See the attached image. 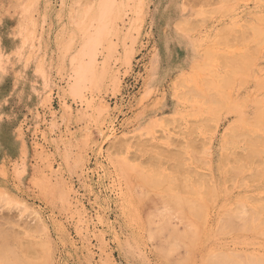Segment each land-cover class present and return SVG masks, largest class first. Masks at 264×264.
I'll use <instances>...</instances> for the list:
<instances>
[{
	"label": "rangeland",
	"instance_id": "1",
	"mask_svg": "<svg viewBox=\"0 0 264 264\" xmlns=\"http://www.w3.org/2000/svg\"><path fill=\"white\" fill-rule=\"evenodd\" d=\"M2 4L50 90L0 168V264H264V0Z\"/></svg>",
	"mask_w": 264,
	"mask_h": 264
},
{
	"label": "crops",
	"instance_id": "2",
	"mask_svg": "<svg viewBox=\"0 0 264 264\" xmlns=\"http://www.w3.org/2000/svg\"><path fill=\"white\" fill-rule=\"evenodd\" d=\"M2 2L0 0V10ZM2 15L0 13V17ZM6 22L10 35L0 37V168L10 161H18L23 151L26 152L21 129L26 134L35 125L36 114L50 90L45 87L49 80L45 67L41 69L39 60L32 57L36 47L31 48L30 42L19 35V17L12 14ZM172 28L175 29V26ZM188 46L185 45L186 48ZM196 60V56L189 54L182 66L169 69L152 89L163 88L176 73L191 68ZM37 70L45 72L43 78Z\"/></svg>",
	"mask_w": 264,
	"mask_h": 264
},
{
	"label": "built area",
	"instance_id": "3",
	"mask_svg": "<svg viewBox=\"0 0 264 264\" xmlns=\"http://www.w3.org/2000/svg\"><path fill=\"white\" fill-rule=\"evenodd\" d=\"M144 68L145 58L140 55L134 61L132 75H130L129 85L127 86L124 97L128 95L130 91H134L136 89L140 83V76L143 74Z\"/></svg>",
	"mask_w": 264,
	"mask_h": 264
},
{
	"label": "bare ground",
	"instance_id": "4",
	"mask_svg": "<svg viewBox=\"0 0 264 264\" xmlns=\"http://www.w3.org/2000/svg\"><path fill=\"white\" fill-rule=\"evenodd\" d=\"M181 19V18H180Z\"/></svg>",
	"mask_w": 264,
	"mask_h": 264
}]
</instances>
